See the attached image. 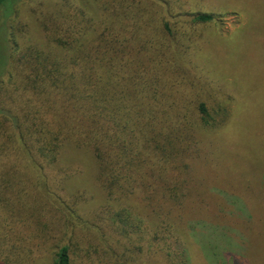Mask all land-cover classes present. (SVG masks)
<instances>
[{
    "label": "trees",
    "instance_id": "1",
    "mask_svg": "<svg viewBox=\"0 0 264 264\" xmlns=\"http://www.w3.org/2000/svg\"><path fill=\"white\" fill-rule=\"evenodd\" d=\"M19 1L0 0V264H205L189 244L211 224L204 184L210 149L263 142L264 108L257 116L247 105L264 104V88L228 87L223 64L205 68L202 28L189 34L190 51L182 53L181 24L164 22L168 56L159 66L156 58L143 60L144 81L139 71H124L127 61L102 32L87 37L92 27L73 7L39 17L46 42L20 48L9 25ZM214 19L212 12L193 16L198 25ZM194 56L240 106L248 102L235 132L213 128L224 88L198 81L177 88L162 75L181 70L189 77ZM213 90L220 100L209 101ZM67 153L80 163L65 161ZM85 172L89 185H71ZM223 199L233 207V199ZM246 207L235 206L239 218ZM216 208L218 225L224 211Z\"/></svg>",
    "mask_w": 264,
    "mask_h": 264
},
{
    "label": "rangeland",
    "instance_id": "2",
    "mask_svg": "<svg viewBox=\"0 0 264 264\" xmlns=\"http://www.w3.org/2000/svg\"><path fill=\"white\" fill-rule=\"evenodd\" d=\"M72 7L86 15V18L82 16V21L92 27L87 37L93 36L95 31L102 32L104 38L108 37L122 53L121 61H127V70L124 71L132 74L139 71L143 81L145 77L140 66L149 67L143 60L147 56L156 58L155 65L159 66L160 56H168V52L162 48L165 38L161 29L167 22L173 29L179 24L187 29L182 53L190 51L189 34L193 30L198 32L203 29L205 40L212 41L214 49L209 51V42L204 41L203 49L206 50L199 58L205 68L223 64L225 71L230 70L224 76L222 73L223 84L229 87L233 81L234 88H264V0H20L15 16L9 22L12 43L20 48L32 44V39L45 43L38 18L50 19L55 17L53 13ZM77 11L71 14H77ZM203 12H212L215 19L206 25H198L193 16ZM237 33L238 37L243 34L239 42L234 39ZM169 39L177 50L176 44ZM146 44H149L148 53L143 51ZM166 44L169 48V44ZM171 50L176 56L175 50ZM137 57L139 65L129 64ZM199 64V60L192 57L189 77L185 76L186 73L179 74L182 71L177 72V66H172V70L176 69L177 73L162 75L171 81L176 80L177 85L173 87L177 88H192V84L198 81L201 88L225 89L222 92L226 97L224 108L215 118L213 128L218 132L234 131L239 109L246 108L247 111L249 107L252 115L260 116L264 104L255 98L256 103L252 101L240 106L231 89L228 90L222 84L218 86L220 82L212 81L209 72ZM200 71L203 74L198 73ZM162 85L166 86L165 83ZM216 94L214 90L211 91L207 95L209 101L220 100ZM248 100H251L250 95ZM210 153L209 160L213 164L209 165L208 178L204 184H209L205 200L209 202L207 221L211 224L205 227L204 232H197L193 244H189L190 251L195 258L199 255L203 257L205 264L218 260L220 264H264V140L253 147L240 142L232 149L217 145L210 149ZM64 158L65 161L76 160L80 163L77 154L67 153ZM82 165L85 166V163ZM75 180L71 181V185L91 183L87 172ZM224 196L233 199L234 208L223 199ZM242 205L248 206L247 212H242L239 218L237 209ZM217 206L224 211V214L217 216L218 225L213 217Z\"/></svg>",
    "mask_w": 264,
    "mask_h": 264
}]
</instances>
